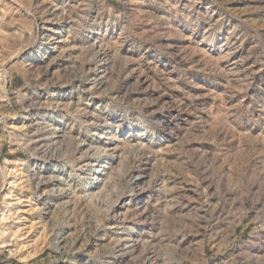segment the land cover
<instances>
[{
  "label": "rangeland",
  "instance_id": "obj_1",
  "mask_svg": "<svg viewBox=\"0 0 264 264\" xmlns=\"http://www.w3.org/2000/svg\"><path fill=\"white\" fill-rule=\"evenodd\" d=\"M0 264H264V0H0Z\"/></svg>",
  "mask_w": 264,
  "mask_h": 264
}]
</instances>
